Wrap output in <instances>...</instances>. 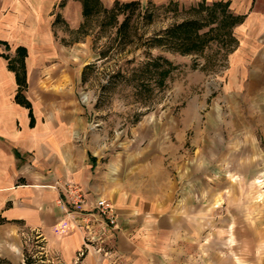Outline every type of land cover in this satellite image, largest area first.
I'll return each mask as SVG.
<instances>
[{
	"label": "rangeland",
	"instance_id": "obj_1",
	"mask_svg": "<svg viewBox=\"0 0 264 264\" xmlns=\"http://www.w3.org/2000/svg\"><path fill=\"white\" fill-rule=\"evenodd\" d=\"M77 1L79 18L75 8L61 12L67 0L58 3L53 30L106 154L148 148L175 179L185 214L194 211L216 264H264V75H251L264 62L257 68V53L243 68L233 60L246 14L229 0ZM187 21L198 22L195 47L194 30L170 33ZM2 53L23 68L19 55ZM97 241L110 256V238ZM0 264L64 263L28 231L14 253L0 252Z\"/></svg>",
	"mask_w": 264,
	"mask_h": 264
},
{
	"label": "crops",
	"instance_id": "obj_2",
	"mask_svg": "<svg viewBox=\"0 0 264 264\" xmlns=\"http://www.w3.org/2000/svg\"><path fill=\"white\" fill-rule=\"evenodd\" d=\"M60 1L0 0V252L14 253L31 231L64 264H202L205 249H212L207 264H216L215 248L201 242L194 211L185 214L175 179L159 160L153 165L149 149L120 156L103 149L87 106L76 100L74 71L55 37ZM229 1L234 12L246 14L233 60L243 68L245 56L257 53L259 68L264 0ZM71 8L79 18L82 3L67 0L61 12L66 16ZM18 47L27 50L22 69L12 68L2 53L14 57ZM67 180L85 191L91 214L83 225L68 215L55 186ZM99 199L117 216L112 236L101 234L105 224L93 207ZM89 233L110 238L111 257L96 248L98 241L86 245Z\"/></svg>",
	"mask_w": 264,
	"mask_h": 264
},
{
	"label": "built area",
	"instance_id": "obj_3",
	"mask_svg": "<svg viewBox=\"0 0 264 264\" xmlns=\"http://www.w3.org/2000/svg\"><path fill=\"white\" fill-rule=\"evenodd\" d=\"M55 186H58L60 193L69 206L67 209L68 215H72L71 217H74L77 222H81L78 223L79 225H83L82 221H86L91 214L86 209V195L83 187L79 183L70 180L65 181L64 184L57 181ZM93 207L105 224L101 234L112 236L117 226L115 212L104 199L97 200ZM84 225L87 229L89 228L86 222ZM101 236L89 233L86 237V245H89L91 241H97L101 238L104 240V237Z\"/></svg>",
	"mask_w": 264,
	"mask_h": 264
},
{
	"label": "trees",
	"instance_id": "obj_4",
	"mask_svg": "<svg viewBox=\"0 0 264 264\" xmlns=\"http://www.w3.org/2000/svg\"><path fill=\"white\" fill-rule=\"evenodd\" d=\"M228 3V2H227ZM227 3H223L225 6L227 5ZM129 4H131V3H129ZM213 5L215 6H219V5H222V2L221 1H217V2H214L213 3ZM86 7H85V12L86 13H88V6L87 5H85ZM183 26L185 27L184 29L186 30V29H192V31L194 32V34H193V37H192V46H197V45H199L198 44V39H200L201 37V34H199V30L197 29L198 27V22H193V21H187V22H184V23H181V24H176V25H174V26H172L171 28H170V33L172 34V35H174V34H178V32H179V29H181V28H183ZM187 26V27H186ZM196 27V29H194ZM174 33V34H173ZM17 52H18V54H19V57H20V60H21V62H22V64H23V68H24V57L26 56V53H27V50H26V48L25 47H18V49H17ZM11 67L12 68H16V66L14 65V66H12L11 65ZM27 105H29L28 104V102H27Z\"/></svg>",
	"mask_w": 264,
	"mask_h": 264
}]
</instances>
